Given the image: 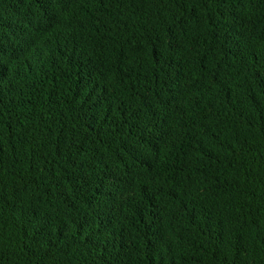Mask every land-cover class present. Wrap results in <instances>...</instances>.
<instances>
[{"label": "trees", "instance_id": "16d2710c", "mask_svg": "<svg viewBox=\"0 0 264 264\" xmlns=\"http://www.w3.org/2000/svg\"><path fill=\"white\" fill-rule=\"evenodd\" d=\"M0 264H264V0H0Z\"/></svg>", "mask_w": 264, "mask_h": 264}]
</instances>
